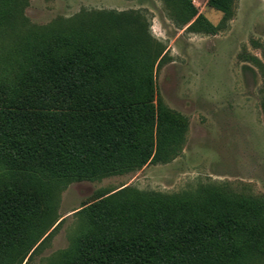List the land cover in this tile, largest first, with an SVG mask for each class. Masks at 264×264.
Segmentation results:
<instances>
[{
	"label": "trees",
	"instance_id": "trees-1",
	"mask_svg": "<svg viewBox=\"0 0 264 264\" xmlns=\"http://www.w3.org/2000/svg\"><path fill=\"white\" fill-rule=\"evenodd\" d=\"M162 1L187 31L221 28L189 0ZM233 2L209 6L224 23ZM28 5L0 0V39L15 42L7 58L16 65L12 81L0 78V168L9 173L0 178V264L23 263L58 222L59 192L69 184L167 164L186 141L184 120L157 98L155 71L167 54L139 12L82 11L38 29ZM76 214L78 230L52 264L264 259V196L224 185L176 195L125 187Z\"/></svg>",
	"mask_w": 264,
	"mask_h": 264
},
{
	"label": "rangeland",
	"instance_id": "rangeland-1",
	"mask_svg": "<svg viewBox=\"0 0 264 264\" xmlns=\"http://www.w3.org/2000/svg\"><path fill=\"white\" fill-rule=\"evenodd\" d=\"M189 1L221 27L216 34L187 31L171 19L162 0H29L25 16L38 29L82 11L139 12L167 54L155 71L157 98L184 120L187 131L181 153L167 164H146L132 173L63 188L58 222L47 233L54 234L43 241L46 235L22 264H52L78 230L76 212L125 187L176 195L224 185L235 193L264 196V0H234L224 23V14L209 0ZM5 40L0 39V78L12 81L16 65L7 56L15 42ZM8 176L0 168V178Z\"/></svg>",
	"mask_w": 264,
	"mask_h": 264
}]
</instances>
